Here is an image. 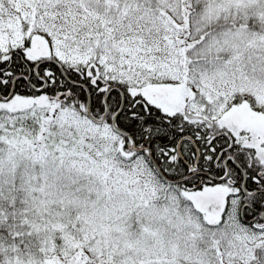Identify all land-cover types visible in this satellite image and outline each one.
Here are the masks:
<instances>
[{
	"label": "snow or ice",
	"instance_id": "obj_1",
	"mask_svg": "<svg viewBox=\"0 0 264 264\" xmlns=\"http://www.w3.org/2000/svg\"><path fill=\"white\" fill-rule=\"evenodd\" d=\"M0 264H264V0H0Z\"/></svg>",
	"mask_w": 264,
	"mask_h": 264
}]
</instances>
